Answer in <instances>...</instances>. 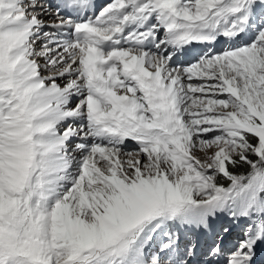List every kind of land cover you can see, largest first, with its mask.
<instances>
[{
	"label": "snow or ice",
	"instance_id": "obj_1",
	"mask_svg": "<svg viewBox=\"0 0 264 264\" xmlns=\"http://www.w3.org/2000/svg\"><path fill=\"white\" fill-rule=\"evenodd\" d=\"M0 264H264V0H0Z\"/></svg>",
	"mask_w": 264,
	"mask_h": 264
},
{
	"label": "rangeland",
	"instance_id": "obj_2",
	"mask_svg": "<svg viewBox=\"0 0 264 264\" xmlns=\"http://www.w3.org/2000/svg\"><path fill=\"white\" fill-rule=\"evenodd\" d=\"M101 1L102 0H99L97 3L100 4V5H102V4H104V3L107 2V0L104 1V2H101ZM181 62L182 63H191L192 61L190 59L189 60H185V59L182 58L181 59ZM128 147L129 148H133V147H135V145H134V143L130 142L129 145H128ZM197 154L199 155V153H197ZM241 235H242L241 229L239 227H235L233 229L232 234L230 236H226L224 238V240L222 241L223 242V245H224L223 247H224L225 251H227L228 248L231 246V244L234 243L237 239H239L241 237Z\"/></svg>",
	"mask_w": 264,
	"mask_h": 264
},
{
	"label": "bare ground",
	"instance_id": "obj_3",
	"mask_svg": "<svg viewBox=\"0 0 264 264\" xmlns=\"http://www.w3.org/2000/svg\"><path fill=\"white\" fill-rule=\"evenodd\" d=\"M185 62V61H184Z\"/></svg>",
	"mask_w": 264,
	"mask_h": 264
}]
</instances>
